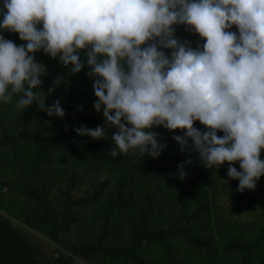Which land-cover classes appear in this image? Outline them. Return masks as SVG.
<instances>
[{
  "label": "trees",
  "instance_id": "trees-1",
  "mask_svg": "<svg viewBox=\"0 0 264 264\" xmlns=\"http://www.w3.org/2000/svg\"><path fill=\"white\" fill-rule=\"evenodd\" d=\"M173 27L175 38L202 50L197 34ZM0 35L26 45L17 33ZM34 58L46 73L36 91L45 107L59 100L65 115L50 117L35 101L17 111V96L0 102V264H264V176L255 189L238 191L227 162L205 168L198 153L181 152L173 140L183 131L163 127L151 129L166 145L158 158L111 157L117 129L105 125L103 106L93 108L84 52L76 74L42 50ZM57 77L62 83L49 94ZM80 126H105L106 138L79 136ZM232 166L240 170L238 161ZM32 238L45 239L55 255L43 258Z\"/></svg>",
  "mask_w": 264,
  "mask_h": 264
},
{
  "label": "clouds",
  "instance_id": "clouds-1",
  "mask_svg": "<svg viewBox=\"0 0 264 264\" xmlns=\"http://www.w3.org/2000/svg\"><path fill=\"white\" fill-rule=\"evenodd\" d=\"M2 7L0 30L17 33L26 45L0 35V102L17 96V111L35 101L48 116L63 118L60 101L45 107L36 91L46 73L34 54L58 57L76 74L84 52L93 108L103 106L105 125L117 129L111 157L132 151L158 158L166 145L151 129L163 127L183 131L173 140L181 152L198 153L205 168L227 162L238 191L255 189L264 176V0H3ZM174 25L205 41L202 50L175 38ZM196 121L206 130L195 128ZM74 131L106 138L105 126ZM237 161L239 171L232 166ZM179 173L187 175L183 164Z\"/></svg>",
  "mask_w": 264,
  "mask_h": 264
},
{
  "label": "rangeland",
  "instance_id": "rangeland-1",
  "mask_svg": "<svg viewBox=\"0 0 264 264\" xmlns=\"http://www.w3.org/2000/svg\"><path fill=\"white\" fill-rule=\"evenodd\" d=\"M34 243L39 246L43 258H50L55 255V251L51 248L50 244L45 239L32 238ZM80 264V263H78ZM82 264V263H81Z\"/></svg>",
  "mask_w": 264,
  "mask_h": 264
}]
</instances>
